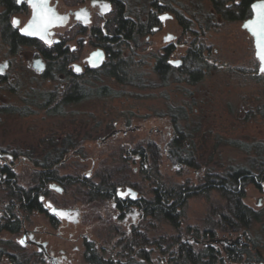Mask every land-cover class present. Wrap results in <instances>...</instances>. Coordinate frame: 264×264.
Returning <instances> with one entry per match:
<instances>
[{"label": "rangeland", "instance_id": "374dc122", "mask_svg": "<svg viewBox=\"0 0 264 264\" xmlns=\"http://www.w3.org/2000/svg\"><path fill=\"white\" fill-rule=\"evenodd\" d=\"M159 1L167 3L175 13L170 12L172 17L162 22L159 31L146 33L138 41L137 38L136 41L140 44L132 42L126 51L130 58V76L139 75L133 79L134 83L125 80L121 82L115 78H104L101 81V84L109 85L111 96L116 97L90 98L65 104L60 108L66 111L63 116H49L43 109L33 106L31 107L37 112L31 115L0 112V145L16 144L22 152L30 147L34 153L41 154L44 145L68 133H72L73 139L80 143L81 148L67 151L57 166L58 175L79 176V182L72 180V177L67 178L68 182H73L68 183L62 193H52L64 205L79 206L81 214L77 223L63 221L57 227H52L41 216L34 218L35 224L47 227L48 232L40 236L48 241L47 249L50 253L62 258L57 264H85L82 256L85 239L92 241L104 257L118 262L127 259L120 251L119 242L122 232H135L133 225H118L121 220L115 219V212L108 204L88 203L81 194L84 192L81 182L82 179L95 180L93 175L100 168L113 171L124 161L120 158H124L129 164L127 168L130 181L140 184L145 197L151 198L152 179L146 176L143 180L133 173L138 159L132 158L128 151L141 137L146 139V143L153 141L156 144L160 151L158 172L163 178L176 183L202 184L206 171L219 172L229 165L252 166V171L257 174L259 161L254 144L260 143L264 148V74L256 71L257 60L251 37L241 27V21H229L215 13L209 0ZM59 3L63 10L73 5L68 4L71 0ZM148 9V5L133 6V10L139 11L141 16ZM179 14L190 22L187 30L175 18ZM60 30L64 34L69 32L71 36L67 37L66 42L68 46H72L75 42L73 29L65 26ZM168 32L174 34L171 42L175 46L171 58L182 59L190 47L202 49L203 76L197 83L179 80L180 75L176 73H171L166 81H162L153 70L155 58L167 44L162 36ZM84 49L82 55L89 47ZM29 56L24 51L17 55L8 54L6 45L0 41V62L12 59L5 74L9 79L14 78L12 82L8 80L0 83V106L11 103L21 106L24 104L23 97L32 98L42 89L46 91L56 89L57 86L61 88L57 78L41 82L38 78L35 79V74L25 67ZM68 56L70 58L72 54ZM17 79H21L24 84L16 92H12L11 85ZM32 87L35 89H31ZM26 92L30 94L27 95ZM174 114L178 115V127L187 134L184 144L187 150L184 153L188 156L191 152V159L195 160L196 167L184 164L170 154L169 146L177 129ZM124 124L136 128L129 130L124 136L119 134L100 143V139L109 134L111 127L118 128ZM146 163L148 164L147 161ZM19 164L18 170L23 173L25 167ZM160 174H157L158 178ZM256 180L258 186L253 182L245 185L243 201L259 210L261 219L252 222L246 232L226 233L217 230L214 238L228 239L227 243L221 241L224 245L211 241L219 248L225 264H264V261L258 260L255 249L251 246L252 241H255L257 248L264 253V176L257 177ZM224 203L225 199L216 189H210L209 193L200 190L186 199L178 217L177 228L164 219L150 215L142 218L137 215L133 223L136 232L145 235L149 243L137 246L133 258L139 260L136 253L143 247L150 252L154 264H167L169 255L161 254L156 244L161 237L180 236V239L191 241L190 238L195 237L194 231L197 230V239L191 242L197 246L205 243L207 238H211L203 235L208 224L207 218L216 219L213 208L221 207ZM130 219L128 216L127 220ZM18 235L0 233V237H10L13 240ZM233 238L236 240L230 243ZM237 243L247 244L252 256L242 255L237 259H229L226 247ZM60 248L64 250L63 257L58 254ZM28 250H35V247L30 246ZM40 262L38 264H52L46 259ZM6 263V258L2 257L0 264Z\"/></svg>", "mask_w": 264, "mask_h": 264}, {"label": "flooded vegetation", "instance_id": "af4514ba", "mask_svg": "<svg viewBox=\"0 0 264 264\" xmlns=\"http://www.w3.org/2000/svg\"><path fill=\"white\" fill-rule=\"evenodd\" d=\"M3 1H1L0 4V11L5 10V5H7V3ZM10 1L13 3L14 7L8 16V19L11 28L19 36L20 41L12 45L11 43L7 44L3 41L4 32L2 28H0V41L6 45L7 53L10 55H17L23 51L26 52L30 56L27 58L25 67L30 70V73L35 74L33 75L35 79L38 78L39 82H41L43 80H55L57 78L60 80L59 86H61V88L57 86V88L53 90L45 91L42 89L38 95H33L34 98L23 97L24 104L21 106L13 103L0 106V112L2 113H19L23 116L37 112V110H33L31 106L37 107V109H43L44 113L49 116L65 115V110H54L52 108H56V106H65L58 104L63 102L65 92L69 88L71 82L75 83L78 88L76 95L78 97L76 100L72 102L69 101L70 103L67 104L76 103L90 98L116 97L111 96L112 94H110V87L108 84H101V81H103L104 78H113L112 76L104 75L102 71L103 66L109 59L110 50L117 49L120 51L124 59L130 60L129 54H126V51L130 48L131 43L134 42L136 45H139L140 43L137 41L142 35L159 31L162 28V22L171 18L172 12L175 13L172 7L159 0H95V2L94 0H71V3L68 4L73 5L64 10L60 8L61 3L59 2L64 4L65 0H47L48 6H54L57 13L68 14L66 19L61 18V16L59 18L55 17L53 19L54 23L47 29L45 38L41 39L39 35H29L23 31L25 24L32 14V6L28 0H21V2H17V0ZM253 1L255 0H252L249 3V14L243 18H236L231 21H241L242 27L243 21L252 15L251 3ZM104 3L109 5L108 11H102V5ZM138 4H141V6L148 5L149 9L144 16H141L139 11L136 12L133 10V6ZM118 6H121L120 17L116 15L118 12ZM78 13L82 17L81 19L77 18ZM161 17H165V19H161ZM119 18L124 22L132 20L135 23H141L146 31L143 30L139 32L137 37L133 40H131L130 37H125L126 35L124 37L120 36L119 32H114V26L112 27L113 22ZM175 18L177 19L176 15ZM85 19L87 22H85ZM13 20H17L19 23L14 25L12 23ZM65 26L73 29L72 35L74 34L73 36H75V42L72 46H68L66 42L67 37L71 36L69 32L64 34V32L60 30ZM243 29L251 37L255 52L253 36L245 28ZM168 34H171V36L173 35V37L165 40L164 37ZM172 39H174V34L170 32L162 36V40L167 44L163 47L162 52L159 55L169 47L170 52L167 62L172 68H177L178 65H181L182 59H173L170 57L175 46V43L171 42ZM85 47H89V49L84 55H82ZM96 53L101 55L94 56ZM58 54L64 55L63 59L65 63H63V66L52 62V57ZM68 54H72V57L69 58V56H67ZM204 56L206 57V55ZM11 60L12 59L7 58L2 61L4 62V68L0 70V83H6L8 80H11L10 82H12L14 79L13 77L9 79L5 74L6 69L12 63ZM97 60H100V62H97ZM76 67L80 69L79 72L75 70ZM256 71L258 72V61ZM156 74L160 76L157 72ZM23 84L24 83L21 79H17L14 84L12 83V88H10V90L16 92L20 85ZM102 87L104 89H102ZM31 89H35V87H32ZM26 93L27 95L30 94L29 92ZM41 105L44 107H41ZM135 128V126H130L129 124H124L118 128H115V126L111 127L109 130L110 132H108L109 134L103 136V138L100 139V143L110 137L118 136L119 134L124 136L129 130H134ZM148 143L155 144L153 141H148ZM146 146V139L141 137L137 140L136 144L128 150L132 158L138 159L137 167L134 168L135 172L133 173L137 174L139 178L143 180L146 177L145 167L147 163L145 164V159L143 158ZM80 148V143L73 139L72 133L65 134L62 138H56L52 143L44 145L41 149V154L34 153L33 148L31 149L30 147L28 150H23L22 152L18 150L16 144L0 145V233L5 232L9 235L19 234L18 238L15 239L16 241L10 237H0V260L2 257H5L7 260L8 254L16 253L15 249L12 248L14 244L16 246H22L28 253H40V255H38V262H42L46 259L52 264H57L58 261L62 259L59 256L51 254L47 249L48 241L41 238L40 234L48 232V229L46 226L35 224L34 218L35 216H41L42 219L52 227H57L63 221L77 223L81 214L79 206L64 205L52 194L62 193L67 188L68 179H71L72 176L69 174L58 175L59 172L57 166L63 160V157L59 158L58 161L52 163L50 166V160L46 158V155L50 150L63 149L70 151L78 150ZM120 159L124 161H121L122 163L119 167H115L113 171L112 169L100 168L93 175L95 180L91 181L94 185L98 184L101 180L100 175L105 173L106 175H103L114 182V186L111 189L91 191L90 194L81 192V194L88 203L95 202V204L99 203L100 205L108 204V207L115 212L113 214L115 219L119 218L121 220V224L118 225L129 226L132 224L133 231H136L134 227L135 224L133 223L135 222L137 215L142 218L146 216L145 202L148 198H146L142 192L140 184H137L135 181H130L129 169L127 168L129 164L126 163V159ZM18 164L25 167L23 168L24 170H22L23 173L19 172ZM49 170L54 171V174L51 177L48 175ZM39 172H43L44 174L41 180L37 179V184H40V190L37 192L39 206L28 207L26 204H28V200L33 195V192L30 189L35 185L34 174ZM79 179V176L76 178L72 177V180H76L77 183L79 182ZM18 187L23 188L26 191L19 194ZM77 194H80V192ZM66 209L69 210L66 211ZM58 212H61L62 215ZM73 215H75V218ZM128 216L131 217L130 221L127 220ZM73 218L76 220L73 221ZM115 228L119 229L118 227ZM21 241H23V243ZM219 243L224 245L221 241ZM38 245H41L40 248ZM30 246H34L35 250L29 251L28 248ZM84 248L85 245L83 242V249ZM94 248L97 250L95 244ZM58 254L63 257L64 250L62 248L58 249ZM126 258L128 259L127 256ZM110 259H112L115 264L124 262L115 261L113 258Z\"/></svg>", "mask_w": 264, "mask_h": 264}, {"label": "trees", "instance_id": "16d2710c", "mask_svg": "<svg viewBox=\"0 0 264 264\" xmlns=\"http://www.w3.org/2000/svg\"><path fill=\"white\" fill-rule=\"evenodd\" d=\"M1 1L3 0H0V4ZM251 1L252 0H209L214 12L227 20L243 18L249 14V3ZM3 2L7 3V5H5V10L0 11V28H2L4 32L3 41L7 44L11 43L12 45L20 41L19 36L11 28L8 19L14 5L10 0H4ZM116 15L119 17L121 16V6H118V12ZM177 20L178 23L184 27V30L189 28L190 22L188 20H184L180 14L177 15ZM112 27L115 33L119 32L120 36L123 37L126 35L125 37H130L131 40L135 39L139 32L145 30L141 23H135L132 20L124 22L121 18L115 20ZM169 52L170 48L168 47L161 55L156 57L153 64L154 71L160 75L159 78L162 81H166L167 78L170 77L171 73L180 75L178 78L179 80H186L191 84L197 83L202 78V70L204 67L202 49L199 47L188 48L182 57L181 66L179 68H172L167 62ZM63 57V54L53 56L52 62L63 66V63H65ZM129 67V60L124 59L120 51L117 49H111L109 59L103 66L102 71L104 75L112 76L121 82L125 80L130 83H134L133 79H136L139 75L132 74L130 76ZM102 89L104 88L102 87ZM77 92L78 88L75 83L71 82L69 88L65 92V97L63 99L64 103L61 102L62 104L60 103L58 105H65L70 103L69 101L72 102L76 100L78 97L76 96ZM41 107L44 106L41 105ZM60 108V106H56V108L52 109L57 110ZM262 113L264 115V111ZM177 119L178 115L174 114L173 120L177 129L175 131V137L169 146L170 154L177 157L180 162L196 167L197 165L195 164V160L190 158L191 152H189L188 156L184 153V151L187 150L184 146L187 141V134L178 127L176 123ZM254 149L257 154L256 157H258L259 161L257 164V174L252 171V166L229 165L227 168L219 172L206 171L203 177L204 182L202 184L191 185L187 182L176 183L163 178L162 174L158 172L160 151L156 144L147 143L143 158L145 159V164L146 161L148 162L145 167V174L146 176H150L152 179L153 196L145 202L146 215L164 219L177 228L179 224L178 217L182 213L186 199L195 193H199L200 190L204 193H209L210 189H216L225 199V203L221 207L218 206L217 208H213V214L216 215L217 218H207L208 224L206 229H204L203 235H208L211 238H214V233L217 230L226 233H234L237 231L246 232L252 222L259 221L261 219L260 211L253 209L243 201L245 196V185L253 182L258 186L256 178L264 176V148L260 145V143H256L254 144ZM67 151L69 150L56 149L48 151L46 158L50 160L49 165L51 166L52 163H55L59 160V158H62ZM250 163H252V161H250ZM53 174L54 171L49 170V177L53 176ZM103 174L106 175L105 173H102V175H100V182L95 185L92 184L89 179H82L81 183L84 187V192L90 194L91 191L111 189L114 186V182H112L110 178L105 177ZM157 174H160L159 178ZM43 175V172L34 174L35 185H33L30 189L33 192V195L28 200V204H26L28 207L39 206L37 201V192L40 190V184H37V181L39 179L41 180ZM68 183L70 182H67V184ZM18 191L19 194H21L26 190L18 187ZM194 234L195 237H191V241H195V239H197V230L194 231ZM121 235V242H119L120 251L125 254L124 256H127L128 259L119 264H154L150 256V252L143 247L136 253V255L139 256V260L133 258V254L135 253V248L137 246H145L149 243L145 235H139L136 231L132 234L123 232ZM191 241L180 239V236H169L168 238L161 237L160 241L156 242V244L160 248L161 254L169 255L167 264H225L223 258L220 256L219 248L215 247L213 243L207 241L206 243H202L197 246ZM84 245L83 259L85 264H115L112 259L104 258L103 254L94 248V243L92 241L85 239ZM251 246L255 249L254 253L256 254L258 260L264 261V253L257 248V243L252 241ZM12 248L15 249L16 253L8 254V261L6 264H38V255H40V253H28L22 246H16L15 244ZM226 253L229 259H237L242 255L248 257L252 256L250 247H248L247 244L237 243V245H228L226 247Z\"/></svg>", "mask_w": 264, "mask_h": 264}, {"label": "snow or ice", "instance_id": "6c2138e0", "mask_svg": "<svg viewBox=\"0 0 264 264\" xmlns=\"http://www.w3.org/2000/svg\"><path fill=\"white\" fill-rule=\"evenodd\" d=\"M21 2V0H17ZM34 9L33 20L23 29L26 34L39 35L41 39L45 38V34L49 26H51L54 14L53 10L47 6V0H28ZM95 2V0H94ZM109 5L104 3L102 5V11H108ZM252 18L247 20L244 27L250 31L255 40L256 57L260 62V72L264 73V0H256L251 5ZM77 18L81 19L80 14H77ZM165 19V17H161ZM85 22L87 20L85 19ZM14 25L18 24L17 20H13ZM101 54L96 53L94 56ZM2 70V69H0ZM77 72L80 71L78 67L75 68ZM123 195V194H122ZM134 195V194H132ZM23 243V241H21Z\"/></svg>", "mask_w": 264, "mask_h": 264}, {"label": "water", "instance_id": "95a60500", "mask_svg": "<svg viewBox=\"0 0 264 264\" xmlns=\"http://www.w3.org/2000/svg\"><path fill=\"white\" fill-rule=\"evenodd\" d=\"M254 2H256V0L255 1H253L252 3H254ZM252 3H251V5H252ZM47 6H48V3H47ZM48 8L49 9H51V10H53V14H54V18L56 17V18H59L60 16H61V18H63V19H66V16H67V14L68 13H62V14H60V13H57L56 12V10L54 9V6H52V5H49L48 6ZM33 18H34V9L32 8V14H31V17L29 18V20L27 21V23L25 24V26L24 27H26L32 20H33ZM252 18V15L249 17V18H247L246 20H244L243 21V23H242V27L243 28H245L244 27V24H245V22L247 21V20H249V19H251ZM54 21V20H53ZM63 21V20H62ZM54 22H52V24H53ZM51 24V25H52ZM246 29V28H245ZM249 33H250V31L248 30V29H246ZM251 34V33H250ZM252 35V34H251ZM170 37H173V35L171 36V34H168L167 36H165L164 37V39L166 40V39H169ZM253 41H254V48H255V52H254V55H255V57H256V47H255V40H254V37H253ZM256 59H257V57H256ZM257 61H258V72L259 73H261L260 72V62H259V60L257 59ZM97 62H100V60H97ZM4 68V62H2V63H0V69H3ZM264 74V73H263ZM258 200H259V198H258ZM257 203H259V201L257 202ZM69 209H66V211H68ZM59 213V212H58ZM60 215H62V213L60 212L59 213ZM73 217L75 218V215H73ZM73 218V221H75L76 219H74ZM236 238H239V236H237ZM236 238H233V239H231L229 242L230 243H233L235 240H236ZM211 242V241H215V242H220V241H223V242H228V239L226 238V237H222V238H210V239H207L206 240V242ZM205 242V243H206ZM40 246L41 245H38V247L40 248Z\"/></svg>", "mask_w": 264, "mask_h": 264}]
</instances>
